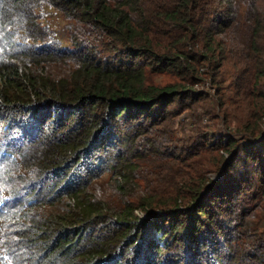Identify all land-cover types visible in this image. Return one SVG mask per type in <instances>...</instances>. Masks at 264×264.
Wrapping results in <instances>:
<instances>
[{
	"label": "trees",
	"instance_id": "trees-1",
	"mask_svg": "<svg viewBox=\"0 0 264 264\" xmlns=\"http://www.w3.org/2000/svg\"><path fill=\"white\" fill-rule=\"evenodd\" d=\"M263 119L264 0H0V264H264Z\"/></svg>",
	"mask_w": 264,
	"mask_h": 264
},
{
	"label": "rangeland",
	"instance_id": "rangeland-1",
	"mask_svg": "<svg viewBox=\"0 0 264 264\" xmlns=\"http://www.w3.org/2000/svg\"><path fill=\"white\" fill-rule=\"evenodd\" d=\"M151 70L152 69H148L149 81L154 86L165 87V86H168V85L181 83V80H180L179 76L176 73H173V72H159V71H156V70H152V71ZM207 86H208V84H207ZM219 88H221V87H219ZM221 90L223 92H226L223 89H221ZM244 116L246 117L247 115L245 114ZM208 121H209V119L207 121H205V122H208ZM262 123H263V128H264V119H263ZM219 137L220 136L217 135V138H219ZM156 155H158V154H156ZM156 155H153V156H156ZM153 156L145 157L143 160L145 162L151 161V160H153ZM192 163H194V162H192ZM177 164L179 165L180 171H182V175L186 179L187 178L198 179L204 174H207V175L210 176V174L208 172V168H212V161L211 160H207L205 164H202V165H199V166L187 165L186 163H183L182 161H179V160H177ZM203 168H205V169H203ZM195 172H197L198 174H195ZM109 176L110 175H107V176L103 177L102 179H100L99 184H101V185H95V188L99 192H104V196L101 198V200L108 201L109 205L112 207V206H116L117 202L116 201H112V200L114 198H117L118 195L115 192V187H114L113 181L110 183V178H108ZM211 176L213 178L217 177L214 173H212ZM144 179L146 180V184H145L146 190L153 191V194H159V196H161V197L164 196V195H168L171 192V191H169V189H171V188H178L177 186H181V187L184 186L181 182L178 184L179 178L176 176L175 184L168 183L167 184V190L161 192L159 189H156V187L154 185H152L151 182H150V181H153V180L156 179L155 172H153L152 170H151V172L149 174L144 176ZM168 181H169V179L166 176H163V177L159 178V182H160L161 186L166 184ZM173 196H174V194L170 195V197H173ZM61 208H64V206L63 205L57 206L56 209H55V212H57Z\"/></svg>",
	"mask_w": 264,
	"mask_h": 264
}]
</instances>
